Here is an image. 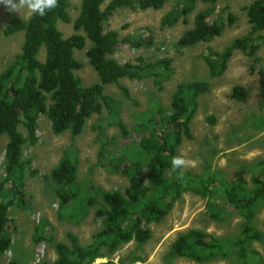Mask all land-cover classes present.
I'll list each match as a JSON object with an SVG mask.
<instances>
[{"label": "trees", "instance_id": "16d2710c", "mask_svg": "<svg viewBox=\"0 0 264 264\" xmlns=\"http://www.w3.org/2000/svg\"><path fill=\"white\" fill-rule=\"evenodd\" d=\"M169 0H111L104 8L105 0H82L80 14L74 28L84 35L73 34L65 38L59 29L60 23H69L71 0H58L59 6L46 16L32 15L28 19H12L0 31L2 37L24 34L21 51L0 73V137L7 136L5 149V178L0 182V254L12 249L13 239L10 232L12 220L10 208L18 203H26V175L30 161L24 159V146L37 143L38 121L46 116L51 122L52 132L59 136L66 132L72 139L79 137L89 118L101 114L104 106L112 109V99L105 95V87L120 85L123 79L142 80L152 77L154 69L174 72L171 60L162 59L157 64H121L113 58L120 44L118 31L105 32V23L122 9L149 10L162 9ZM214 5L217 0H172L173 9L163 18L165 26L173 27L183 21L189 23L194 15L193 27L179 38L180 49L210 44L220 37L226 23L216 18L209 20L215 8L196 12L198 2ZM250 24L249 32L228 46L223 52L212 49L204 54L211 78H219L228 69L230 60L237 51L247 54L258 61V42L264 32V0H254L245 8ZM230 22L235 21L228 14ZM90 66L97 72L100 84L84 87L82 80L75 74L84 64L75 57V52L86 48ZM151 39L147 41V46ZM134 47L144 46L142 43ZM45 52L44 60L40 56ZM162 88L163 80H158ZM208 82H185L179 84L171 97L168 110L159 109L141 124L144 136L133 146H127L123 158L110 161V166L118 172L121 160L126 161L121 174L129 179V186L120 190L99 191L95 186H81L78 181L79 160L74 150L64 152L57 166L52 170L50 179L55 183V194L59 200L61 218L69 215L71 219L84 216L95 210L101 228L88 245L81 244L79 238L68 234L69 245L54 239L34 238L48 241L54 245L57 257L52 263L40 264H97L98 259L109 258L122 246L135 241L147 243L152 237L148 227L161 223L172 211L185 192L193 191L203 198L210 199L215 187L219 186L229 205L243 218L240 237L235 240H219L200 230H190L178 236L173 244L176 254L206 263L228 253L234 252L237 264H262L251 261L255 255L251 246L261 241L263 234L256 227V216L264 200V159L254 166L253 186L239 179L227 183L211 174L206 177L191 172L173 171L171 160L178 156V149L184 138H191V123L197 113L198 99L209 91ZM126 96L129 95L124 88ZM247 93L235 87L232 98L246 100ZM117 126L124 134L129 132L122 122ZM20 127L27 132V137ZM104 157L101 151L100 157ZM175 174L168 178V174ZM9 184V188H7ZM101 201V202H100ZM216 212V206L209 204ZM45 226V223H42ZM192 245V247L190 246ZM110 263V262H109ZM8 264H19L10 261ZM104 264V263H101Z\"/></svg>", "mask_w": 264, "mask_h": 264}, {"label": "rangeland", "instance_id": "374dc122", "mask_svg": "<svg viewBox=\"0 0 264 264\" xmlns=\"http://www.w3.org/2000/svg\"><path fill=\"white\" fill-rule=\"evenodd\" d=\"M111 0H105V8ZM254 0H217L214 5L198 2L196 12L213 6L215 8L210 21L219 17L226 23L220 37L206 45L180 49L177 42L180 36L193 27L194 15L189 23L179 22L173 27L165 26L163 18L173 9V2L158 10H118L105 23V32L118 31L120 44L113 56L121 64L132 63L157 64L162 59L171 60L174 72L154 69L152 77L142 80L123 79L120 85L105 87V95L112 99V109L104 106L101 114H94L88 119L83 133L76 139L66 132L55 135L51 122L46 116L38 121L37 143L24 146V159L30 161L26 175V203H18L10 208L12 220L10 232L13 246L9 252L0 254V264L17 261L19 264L52 263L57 254L54 245L45 238L52 237L54 243H70L68 234L76 235L81 244L88 245L100 230V220L95 217V210L86 216L78 215L71 219L69 215L61 218L59 200L55 194V183L50 179L52 170L57 166L64 152L74 150L79 160L78 181L81 186H95L99 191H124L129 186V179L121 174L127 165L120 163L121 173L110 166V161L123 158L125 148L133 146L144 136L141 124L144 119L159 109L168 110L171 97L179 84L185 82H208L210 89L198 99L197 113L190 125L191 138H184L178 149L190 161V166L181 173L191 172L206 177L211 174L220 180L232 183L239 179L253 186L254 166L264 159V32L258 42V61L247 54L237 51L230 60L228 69L222 77L211 78L204 54L212 49L223 52L235 39L245 36L250 30L245 8ZM82 0H71L69 23H60L59 29L65 38L73 34L84 35L74 28L80 14ZM228 14L235 17L230 22ZM15 18H25L20 13L9 12L0 3V31ZM151 42L147 46V41ZM24 34L2 37L0 42V73L17 57L21 51ZM140 48L133 44L142 43ZM76 51L75 57L84 64L75 74L82 80L84 87L100 84L97 72L90 66L87 51ZM41 60L45 58L42 51ZM158 80H163L162 88ZM243 88L247 97L244 101L232 98L235 87ZM124 88L128 90L126 96ZM122 122L129 132L124 134L117 126ZM27 137V132L20 127ZM7 136L0 137V182L5 178V149ZM101 151L105 156L100 157ZM175 174H168L171 178ZM9 188V184H7ZM101 202V201H100ZM209 204L216 206L213 212ZM45 226H42V223ZM256 227L263 234L261 241L252 244L251 250L257 256L251 261L264 264V200L256 216ZM243 218L228 204L219 186L215 187L212 198H203L193 191H187L175 204L172 211L161 223H153L151 239L145 244L135 241L122 246L106 259H98L97 264H237L234 252L228 249L226 256L206 263H197L190 258L176 254L173 244L178 236L190 230H200L219 240H235L240 237ZM44 239L36 241L34 238ZM192 247V245H190ZM110 262V263H109Z\"/></svg>", "mask_w": 264, "mask_h": 264}, {"label": "clouds", "instance_id": "9594fccd", "mask_svg": "<svg viewBox=\"0 0 264 264\" xmlns=\"http://www.w3.org/2000/svg\"><path fill=\"white\" fill-rule=\"evenodd\" d=\"M9 12L20 13L26 18L32 15L46 16L59 6L58 0H0ZM190 166V161L183 155L172 158L171 168L173 171L183 170Z\"/></svg>", "mask_w": 264, "mask_h": 264}]
</instances>
